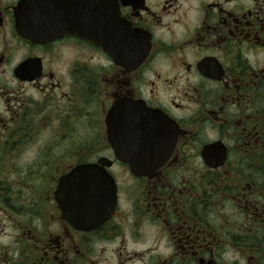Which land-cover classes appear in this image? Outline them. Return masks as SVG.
Wrapping results in <instances>:
<instances>
[{"label":"flooded vegetation","instance_id":"flooded-vegetation-1","mask_svg":"<svg viewBox=\"0 0 264 264\" xmlns=\"http://www.w3.org/2000/svg\"><path fill=\"white\" fill-rule=\"evenodd\" d=\"M0 264H264V0H0Z\"/></svg>","mask_w":264,"mask_h":264},{"label":"water","instance_id":"water-1","mask_svg":"<svg viewBox=\"0 0 264 264\" xmlns=\"http://www.w3.org/2000/svg\"><path fill=\"white\" fill-rule=\"evenodd\" d=\"M21 25H18V28L20 29ZM30 30H28V27H24V29L22 30L23 36L25 38H28L30 40H35V41H40L38 40L39 36L37 34L36 31V26H30ZM113 134V135H112ZM109 139L111 144L114 146L116 145V136L115 133H109ZM83 171V169H79L77 168L76 170H74L70 175L66 176L63 180H62V184L61 187L66 189V194H69L70 191H72L71 186H75V187H81V188H85L87 187L88 183L85 180H82V175L80 174ZM70 186V187H69ZM70 196V195H68ZM114 205V203H113ZM86 219L85 217H80L79 218V222L83 223L82 221Z\"/></svg>","mask_w":264,"mask_h":264}]
</instances>
